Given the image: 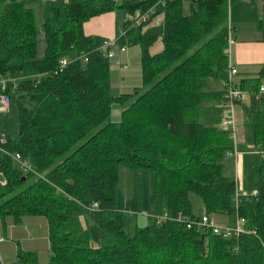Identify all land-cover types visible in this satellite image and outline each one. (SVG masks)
Returning <instances> with one entry per match:
<instances>
[{
  "label": "trees",
  "instance_id": "1",
  "mask_svg": "<svg viewBox=\"0 0 264 264\" xmlns=\"http://www.w3.org/2000/svg\"><path fill=\"white\" fill-rule=\"evenodd\" d=\"M30 1L0 0V77H12L5 90L17 119L16 134L0 133L9 152L0 151V222L45 216L50 255L40 262L34 250H20L12 264H264V158L253 172L256 192L239 193V180L225 173L231 130L200 119L205 102L224 97L207 87L228 70L233 0H45L40 56ZM153 5L149 21L121 23L127 31L118 42L141 47L143 83L115 94L111 59L99 48L104 37L87 34L84 23L106 11ZM157 15L164 20L163 47L152 52L158 36L143 28ZM258 26L264 35V4ZM71 54L76 59L60 66ZM241 86L251 93L244 110L254 143L264 150L259 82ZM116 104L124 107L120 121L109 120ZM14 152L34 170L23 171ZM121 166L153 170L161 204L160 215L141 210L149 222L133 235L117 203ZM95 203L98 243L82 220ZM224 213L245 217L247 231L225 237L200 223L207 214L235 226L216 221Z\"/></svg>",
  "mask_w": 264,
  "mask_h": 264
},
{
  "label": "crops",
  "instance_id": "2",
  "mask_svg": "<svg viewBox=\"0 0 264 264\" xmlns=\"http://www.w3.org/2000/svg\"><path fill=\"white\" fill-rule=\"evenodd\" d=\"M263 4L264 0H233L230 5V22L233 27L231 60L238 68V72L234 77L237 83L240 85L244 84L245 87L251 86L254 80H258L259 85L264 82V35L258 26V19L263 12ZM119 11L120 10H110L92 16L84 23L85 32L100 38L119 37L121 35V23L127 18V16ZM159 18L162 19L163 30L164 20L162 15H157L150 23ZM143 32L148 35H156L145 29H143ZM162 33L161 35H157L158 38L151 47L152 52L162 49ZM141 54V47L139 44H129L127 49L118 50L116 58L111 60V89L113 93L133 92L137 87L142 85ZM75 57L76 54L73 55V57L69 56L71 59ZM116 59H118L119 62H116ZM227 77L228 70L219 78H211L207 89L225 91ZM223 99L224 97L219 99L214 98L205 102L200 113L201 121L207 124H220L224 117V111L222 109ZM244 102L245 100L242 96L236 104V107L240 111L243 104H245ZM123 109L124 107L113 108L111 116H114H112L111 120L120 121ZM238 145V155H229L225 160V167L226 164L229 163L228 170L230 172L227 173L225 171V173L230 176L236 174L237 181L239 180L240 182L245 164L249 160L247 157L249 151L241 149L245 146L242 133L238 135ZM253 168L255 171L257 167ZM253 191H255V187ZM156 203L154 211L156 210ZM93 209L99 211L98 206L93 207ZM232 214L235 215V224L237 221L236 213L220 214L216 217V221L221 225H234L230 222L232 220ZM90 217L91 214L84 216L86 220L90 219ZM2 225L3 228H0V264L14 263L19 257L20 250H34L37 259L39 255L38 248H45L50 252L48 224L45 216L32 214L24 215L18 222H14L10 217H7ZM41 258H45V255ZM38 260L43 262L42 259Z\"/></svg>",
  "mask_w": 264,
  "mask_h": 264
},
{
  "label": "rangeland",
  "instance_id": "3",
  "mask_svg": "<svg viewBox=\"0 0 264 264\" xmlns=\"http://www.w3.org/2000/svg\"><path fill=\"white\" fill-rule=\"evenodd\" d=\"M44 1L45 0H32L28 2V5L34 8L35 13L36 30L38 37V56L43 54L45 45L43 34ZM119 12H122L125 16H129L130 14L129 12L126 13L124 10H120ZM162 28L163 22L162 19L159 18L152 23L146 24L143 29L156 35H161L163 31ZM243 98L245 100L244 103H249L251 99V93L249 90H245V92L243 93ZM117 107L123 106L120 104H116L113 108L116 109ZM222 109L225 115L226 111L224 108ZM236 109L238 127L237 133L238 135L242 133L244 136L245 146L242 145L244 147H242L241 149L249 151L247 156L249 160L245 164V169L242 173L241 180L239 182V193L248 194L252 193L254 190V181L252 176V171H254L253 167H258V165L260 164L259 161H261L262 157L261 155H259L258 149L256 148V145L254 143L253 126L252 123L249 121L248 116L244 110V104L241 111L237 107ZM112 116H109V120L112 119ZM220 124H222V122ZM0 133H17L16 115L8 110L0 111ZM228 164L229 163L226 164L225 171L227 173H230L228 170ZM233 175L234 176L232 177L237 180L236 174ZM155 180V172L151 169H133L126 166H121L120 179L117 187V203L119 207L125 210L126 228L128 233L131 235L135 234L138 226L145 225L149 222L148 215L142 213V209L151 211L152 209H154L155 203L157 201L155 211L157 214H161L160 199L158 196L155 195ZM193 200L195 204V209L197 211H200L202 205L201 199L197 195H194ZM87 206L90 209L91 217L88 220L83 217V224L85 226L90 227L92 232V240L94 243H98L100 241L99 211L97 209L94 210L91 204H87ZM231 217L232 220L230 222L234 224L235 215L232 214ZM0 228H3L2 222H0ZM38 249V259H42L43 262L48 261L50 252L47 251V249L45 248ZM44 255L45 258H41L44 257Z\"/></svg>",
  "mask_w": 264,
  "mask_h": 264
},
{
  "label": "built area",
  "instance_id": "4",
  "mask_svg": "<svg viewBox=\"0 0 264 264\" xmlns=\"http://www.w3.org/2000/svg\"><path fill=\"white\" fill-rule=\"evenodd\" d=\"M115 2H120L121 0H114ZM164 2V1H161ZM156 5H153L149 9L145 11H136L134 13H130L127 16V19L130 20L131 26L140 25L144 22H147L152 17L154 13ZM126 30L121 31V34H124ZM232 33L233 27L231 22L229 23V63H228V77L225 83V92H224V99L222 102V106L225 109V115L222 119V125L226 128L231 130V136L234 140V148L230 151V155L237 156L239 153V145H238V134H237V113H236V104L237 101L240 100L245 92V89L236 82L235 74L238 72V68L233 64L231 60V43H232ZM119 37L117 38H104L102 39L101 43L99 44V48L102 49L106 56H108L111 60L116 58L118 50H125L128 47L127 43H119ZM85 60H88L86 52H82L80 54ZM69 57H62L60 59V66H63L67 63ZM72 59H76L72 58ZM116 62H119L116 59ZM12 81L11 76H3L0 77V111L8 110L9 104L11 102L10 94L5 90L7 81ZM256 97L264 98V83L259 85L258 91L256 92ZM0 140H3L2 138ZM0 151L9 153L7 150L1 148ZM259 154L261 157L264 158V150L258 149ZM13 159L19 164L20 168L23 171L34 170V167L31 162L23 158L19 152L10 153ZM0 183H5L4 179H0ZM256 192V190L254 191ZM93 207L97 206V204H92ZM147 213V211H142ZM200 223L204 224L205 226L212 227L214 231L218 233H222L225 237H229L233 234H239L241 232L247 231L246 229V218L243 216H238L237 223L235 226H220L218 225L213 218L209 215L204 214L201 219ZM190 225V224H189ZM254 231V230H253Z\"/></svg>",
  "mask_w": 264,
  "mask_h": 264
}]
</instances>
